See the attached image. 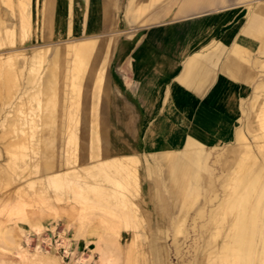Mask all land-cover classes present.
I'll return each instance as SVG.
<instances>
[{"label":"bare ground","instance_id":"1","mask_svg":"<svg viewBox=\"0 0 264 264\" xmlns=\"http://www.w3.org/2000/svg\"><path fill=\"white\" fill-rule=\"evenodd\" d=\"M84 1H85V5L83 3L80 10H78V8L74 6L75 0H69L68 4L66 0H47L45 6L43 3L41 6V3L37 1L36 15L40 21L41 9H43L44 7L45 12L47 13L45 14L48 15L47 27H53L56 10L58 11L62 10V15H64V17H62L63 20H61V22L63 23V25L65 24L64 27H67L66 33L64 34L62 33L61 39L53 41L52 45L44 44L47 43V41H43V42H38L39 44L38 46L35 47L31 46L27 50H19L20 48L17 50V47H15L16 49H13V51L9 50L10 52L8 51L7 54L3 52L5 55L3 57L2 55L0 56V91L4 93V96L6 97L7 100L6 103L8 104L10 102L8 100H10L14 95V92L12 91L14 90V87L16 88V86L13 87V85H15L14 84L15 79L19 76V74L22 75V73L25 71L24 75L26 76V80L23 78L24 79L23 88L25 89H22L23 90L22 93L24 94L25 91L26 92L28 91L30 84L32 83L35 84L36 88L34 93H31L32 94L31 97L38 99V104H39L38 106L40 107V102H41L40 94H45L53 90L57 82H60L59 84L62 85L63 77L65 76L74 79V75L76 74V71H78V68L81 67L82 65L85 66L91 61L90 69L88 72L89 73L88 79L90 80L91 78L96 77L98 81L104 82L103 85L104 87L101 91L102 93L100 94L97 93L96 95H94V97H96L94 102H92L93 101L92 96H87V98L84 100L83 94L81 92V85L78 84L75 86L77 91L68 93L66 97L63 96L62 102L58 100L55 101V104L58 103L62 108V110L64 111V116H63L64 120L61 129H58V131L55 132L54 134L50 133L49 130H46V127L48 125H51L53 120V115L51 114L50 111L44 114L42 113L41 120L37 122L33 120H29L28 118H24V117H22L21 119L19 114L24 112L22 108V106L24 105L23 104L21 105L18 102L21 106L19 105L18 108L16 107L17 112L16 114H14L16 116H13L11 119L8 118L9 120H7L6 123H4L3 120L1 121V123L3 122V124H5V128L3 129V131H1L2 133H0V140L3 139L1 141H3L2 143H4L5 154L7 155L8 158L6 163H0V180H1L0 183L9 184L13 182L16 179V176L20 174L25 176L28 173L39 172L41 174L40 177L38 178L40 182L39 185H41L42 188L30 194L32 195L31 200L33 199L36 200V198H38L43 201H48L50 196L47 195V186L54 185L57 188L59 187L63 189L67 193L68 192L73 193L76 200L79 197L83 199H88V198L90 199L92 197L93 199L103 200L105 202L114 200V202L112 203L119 208V210L121 211V216L128 221V218H130L133 215L135 216L139 214L141 211V208L139 207L140 206L139 203L133 197V195L135 194L138 195V193H132L131 195L127 194V192H131V186L135 188L136 191L138 192V189L142 185L141 184L142 173H140V168H139L141 159H140V155H138L135 152L142 148L143 149L157 148V143H154V137L156 134L157 125L160 126L158 129L163 133L165 131L166 132L172 131V129L168 128L171 127L170 125H172L171 118H173V116L176 117V115H178L177 110L179 108L181 110L182 108L184 109L185 107L183 105L189 104L190 102V99L186 97V94L184 92L181 93L182 91L180 92L179 89L188 87L196 90H202L205 86L211 83V80L214 78L215 71L218 70L221 72L220 74L221 77L217 81V84L213 89L214 92L212 94L213 98L216 99L218 98V95H220V92L221 93L224 92V90L227 87L233 89V87L236 86L235 84L236 81H231V83L229 84L230 86H228L226 81L227 77L224 75V73H231L230 75L231 78H233L232 76H235L237 79H239L245 67L244 64L241 65L238 63L235 64V68L234 65L231 64L226 65V64L218 63L217 58L223 48L222 45L219 43L212 46L209 51H207L206 49V52L204 51V49H201L202 44L193 46L192 48L195 39L194 38L195 34L197 33L203 34L205 31L208 32L209 31L208 28L210 27L209 25L210 22L212 21V18L209 21V23L208 21H206L207 17H205L198 26L197 25L192 26V24H189L182 26L183 28L170 30V29H165L166 27L164 26L181 27V26H176L178 22V17H169V16H176L177 14H173L172 11H167L166 14L165 13L163 14L162 8L158 13L159 9L157 10V8H154L157 6L158 0H103L102 4L103 6H105V9L103 11L100 9L99 0H84ZM146 1H149V3L143 4L146 3ZM252 1L256 4L257 7L256 9L259 10L257 12H253L252 10L253 8L249 7L250 12L248 13V15H246L247 16L246 18L248 20V26L246 27L248 31L253 30L256 27H260V25L264 27V0H252ZM226 2L227 0H184V3L180 5L179 11L183 12L184 10L201 9L206 7L221 9L223 7H226ZM169 3H171L172 5L173 0H169ZM113 6H115V16H113L114 14H112ZM152 6H154L153 7L154 12L150 11L149 14H147L146 13L147 8ZM17 7L23 25L22 27L24 29L25 19H27V17L30 16V13L29 15H27L24 7L20 3H18ZM173 7L174 5L171 6V8ZM15 10L16 8L13 7L11 8L10 13L5 14L6 12L5 13L2 12V14H0V25L2 26V33H3L2 36H0V44H4L3 41L6 38L10 43H14L16 40L15 28L12 27L11 23L6 22L7 20L12 19L10 14L11 15L16 14L17 11L15 12ZM122 12L125 15L124 17L127 19V22L131 25L133 29L130 30V34L133 35L131 40H126V39L121 40L120 38L121 34L127 32V31L122 32L124 31V29L121 28L116 30L103 31L104 28L110 29V27H112L113 25L114 26L118 25L121 27ZM208 13L204 12L201 13V15H206ZM191 14L194 13H188L185 17H189L191 16ZM162 15L166 17L164 18V20H161L158 23L160 24L159 26H161L162 28L149 32L145 37H144V33L143 34L134 33V31L137 29L136 27L140 26L144 22L150 24L151 21L159 20L160 18H162ZM193 27H199L198 30H200V32L192 31ZM101 29L102 31H100ZM164 29L165 31L168 30L171 31L170 32L171 36H169V34H166V36H164L163 34ZM51 34H52L51 31H49V34L45 37H49L51 36ZM209 34L206 36L207 37L206 39L210 38ZM235 34L236 33L234 32L233 33L229 32V34L225 37L226 41H230ZM155 37L158 39L165 40L166 44H169L168 40L175 41L173 48L176 47L180 48L178 54H180V56H182L183 57L182 59L184 60L183 64L181 65V73L176 78L177 80H175V82L171 86V89L169 90L166 89L167 93H169L168 95H166V97H164L165 99L164 102L166 101L164 105L166 112L162 115L161 119L158 121V124L157 122L152 123L151 125H148L147 128L144 125L145 114L142 113L141 114L142 117L139 122L140 125L138 124L139 126L136 128L137 125L136 122L138 120L136 103L130 101L129 100L130 98L128 99L124 97L126 100L119 99L117 104L118 112H119L118 116H119V120L121 119L123 121L121 126L125 129L124 135L127 132L133 137L130 138L128 135L121 137L118 134H112V136H110L108 135V133L106 134V130L105 128H103L105 124L102 126L103 129L101 128L99 129L98 127L99 125L98 119L102 111L104 112L107 108H109L111 111L113 108V105H111L112 100L110 99V97L113 94L109 90V85H108L109 82L107 83V73H108L109 63H112L115 57L117 56H119L123 61H125V63L126 62L130 63V55H132L135 52L134 50H136L138 44L142 40L146 41L149 39H154ZM225 38L223 39L225 40ZM241 46L244 53H242L241 51L240 54L243 55L245 54L246 56L245 60L250 61V56H251L250 50L245 48L243 44ZM49 50L51 51L50 52L51 58H48L46 60V54L48 53ZM18 56H22L21 57L22 59L18 60ZM46 61L48 64L47 67L46 65H44ZM252 61L254 62V60ZM56 63L59 64L60 71H57V68L54 67ZM226 67L228 71H226L225 69ZM82 70L84 71L85 67H83ZM16 80L18 81V79ZM71 84H74V82L71 81ZM261 84L263 83L261 82ZM17 85L19 84L17 83ZM35 86L33 85V87ZM86 92H88L87 89ZM170 92H172L171 95ZM22 93L20 92V94ZM17 96H18V91H17ZM174 96H176V98L178 99L175 100ZM223 99H222V103H224L223 101H225ZM53 102L54 101L52 100V98H49L46 100L45 104L47 106H51L53 105ZM91 102L93 109H95L93 114L94 117L92 121L96 124L93 125L92 123L93 125L92 131L90 130L88 134L89 136L88 150L79 153L77 147L78 128H79L78 123L80 121L79 112L83 105H88L89 103L91 104ZM24 103L26 102L24 101ZM201 109L202 110H200L197 113L199 124L205 125L208 124L210 121L215 120L213 113L206 112L203 108ZM140 110L144 111L142 108H140ZM105 119L106 117H103V119H101L100 117V123L105 122ZM129 122L130 123L133 122L131 124H136V125L135 126L131 125L132 127H129L127 126L128 125L127 123ZM108 125H110V123ZM136 131L137 134L135 135L134 132ZM194 131L197 138H192L191 140L189 139L184 149L181 150L179 149L178 151H171L170 153H166V156L161 158L167 161L169 166L171 165V169H170L171 178H175V177L177 178L180 175L184 177L185 176L189 177V175L192 173V169L194 168L195 165L194 162L196 160L200 161L203 159L204 160L207 159L206 155L208 151H205L204 149L209 148V144L202 141V138H205L206 132L203 128L195 127V126H194ZM12 133L13 135L9 139L10 134ZM62 137H64L63 149L61 152H57V154L58 155L60 154L62 157V159L60 156L58 157V159L60 158L62 160V163H60L58 169L57 162L59 160L56 161V157H55L56 154L54 156V151L52 152V147L50 145V142L54 138L60 139ZM134 137L135 138L137 137V139H135ZM261 137L262 136H260L259 138ZM142 138L144 141H146L145 144L141 142ZM108 139L110 141L107 143ZM257 139H255L256 142ZM72 142H74V146L71 145ZM235 142H236L235 146L232 145L227 146L230 147V153L228 157L224 158L225 161L223 160L221 167L222 169L230 168L233 165V163L237 161L238 166L240 168L242 167L241 169H243V171L239 175H238L239 172L237 170L236 172L234 171L235 174L233 172V178L230 179L231 180L230 183L232 184L231 187H233L232 194L229 193L228 195H226L219 205L222 207V209L230 208V210H233V207H238V212L236 213V215H233L232 217L234 219V220L232 219L233 220L232 224L234 228L236 227L237 232H235L233 235L227 233V235L224 236L223 241L221 240L220 241L221 243L218 244L217 247H215L214 251H216L217 254H219L220 256L221 254L224 255V253L227 251L228 252L235 251L236 253L238 252L239 254L242 253L244 256L245 251L243 253L241 252V250H246L247 252H250L251 255L256 256L260 264H264V152H262L263 158H260L256 155V153L254 152L255 146H253L252 144L253 141L251 142L249 140L246 131L243 130V128H240L239 126L234 134L233 144H235ZM218 144H220L221 147H224L223 145L225 146L227 145L225 143L224 144L216 143L214 146H217ZM198 147H200V149H198ZM258 148L259 149L263 148L264 150V144H259ZM41 152L43 155L42 156L43 159L40 160V156L38 155ZM221 153L219 152V154ZM152 154L157 155L158 152L155 151L152 152ZM84 155H87V159L89 160L88 161L89 163L83 166V169H85V172L88 173L89 176H86L84 173L80 172L79 169L73 166L77 162L81 161V159L83 160L85 157ZM258 155L260 156V153H258ZM29 156L31 159L33 158V162L28 160ZM244 158H247L248 161L246 162L249 163L243 166ZM219 160L222 161L220 158ZM197 163L198 165H200L199 162ZM81 166L82 164L79 167L81 168ZM232 169L234 168L232 167ZM109 171H114L115 173H119L121 175L120 179H115L114 177H112V174H110ZM147 173L145 175H148ZM151 175H152V171H151ZM104 181H109L111 185L105 186ZM34 182L35 180H31L29 182V185L32 187L34 185ZM156 182H158V185L159 184L166 185L160 179ZM154 185H156V183ZM118 187L120 188L118 189ZM167 187L169 188L168 184ZM252 190L256 195H254L255 197L253 198V202L250 205L248 203V201H250L249 191ZM255 191L257 193H255ZM16 192H17L18 201L25 200L24 199L25 195L21 187L18 190H16ZM89 193H92V196L89 195ZM155 197L158 202V207L161 210L159 211V213L156 212L155 213L156 215L152 217L154 218L153 220L156 223V225L158 227H162L167 223V218L165 213L168 212L170 213L171 205L170 206L168 205V198H166L167 196L164 193H162L160 190L157 192V194H155ZM3 198L5 200L6 197L3 196ZM79 200L81 201V199ZM166 205H167L166 210L168 209V212L164 211ZM83 207L85 206L83 205ZM44 227L45 226L43 224H40L39 222H34L31 224V230L35 231L36 234L42 232ZM29 233L30 232L26 233L28 239H30L28 236ZM85 240H86L85 245L87 248H89V254L88 256H86L84 253L83 255H81L79 259H77L76 261L74 260L75 261L74 264H89V263L90 264L92 263L121 264L120 257L115 253L114 249H112L105 241H101L91 236L86 238ZM7 243H9V241ZM58 245L61 246V244ZM68 246L66 245V247L68 248L66 251H69ZM17 248L19 249L17 253L20 255V257L22 258L28 257L29 264H62L61 262L57 261V257L59 256H56V252L54 250L44 251L41 250L39 247L37 248L35 247L36 250L32 252L33 253L32 257H29L28 249L22 246L20 242L17 243ZM64 253L66 254V252ZM243 256H241V258H243ZM232 258L234 259L236 258V256ZM8 259L9 258H6V260ZM249 259L250 261H252V256ZM226 260L228 261V259ZM246 261L248 262V260ZM154 264H171L170 261L168 260V256L166 254V250L164 249V247L160 249L159 256L155 258Z\"/></svg>","mask_w":264,"mask_h":264},{"label":"rangeland","instance_id":"2","mask_svg":"<svg viewBox=\"0 0 264 264\" xmlns=\"http://www.w3.org/2000/svg\"><path fill=\"white\" fill-rule=\"evenodd\" d=\"M37 1L41 3V6L42 3L44 4V6L47 3V0H22V2L21 0L19 1L0 0V14H2V12L3 13L6 12L5 14L10 13L11 8L13 7L16 8L15 12L17 11L15 15L10 14L12 19L9 18L10 20L6 21L11 23L12 27L15 28L16 40L14 43H10L6 38L3 41L4 44H0V56L2 55L3 57L5 54L8 53L9 50L13 51V49H16L15 47H17V50L19 48H20L19 50H27L31 46L32 47L38 46L39 45L38 42L47 41V43L44 44L52 45L53 41L61 39L62 33L63 34L66 33L67 27H64L65 24L63 25V23L61 22V20H63L62 17H64V15H62V10L60 11L56 10L53 27H47L48 15H46L47 13L45 12L44 7L43 9H41V14H40L43 23L41 22V19L39 21L36 15ZM68 1L69 0H66L67 4ZM158 1L161 2L162 0H158ZM18 3L22 4L27 15H29L30 13V16H28L27 19H25L24 29L22 27L23 25H22L20 13L17 7ZM147 3H149V1H146V3L143 4H147ZM74 6H76L78 10H80V8L82 7L81 0H77V1L75 0ZM253 6L254 3L247 5V8L248 7L253 8ZM153 7L154 6L148 7L149 9L147 8L146 13L150 12ZM121 15H122L121 27L113 26L110 27V29L104 28L103 31L116 30L121 28L124 29V31L122 32L127 31L121 34L120 37L121 40L122 39L131 40L133 35L130 34V30L133 29L131 25L127 22V19L124 17L125 15L123 12L121 13ZM199 19L200 17H197L195 19H188V20H178L177 23L184 24ZM143 24L144 25L138 24L140 25L138 26L139 29L138 27H136L137 29L135 28L136 30L134 31V33L143 34L153 26L146 24V22H144ZM178 28H183V27H178ZM49 31H51L52 33L51 36L45 37L49 34ZM100 31H102V29ZM259 31L261 35V40L258 47L256 48L245 47L249 49L251 52L250 60L251 61L254 60L252 66V69L254 70V76L252 77V79H250L244 74H241L239 78L240 81L242 82L245 81V83H248L250 87L248 86L246 88V93L241 100V113H240L241 115L239 117L240 125L238 123V126L240 128H243V130L246 131L249 140L251 142L253 141L252 144L253 146H255L254 152L256 153V155L260 158H263L262 152H264V150L263 148L259 149L258 146L259 144H264L263 141L264 126H262L264 125V81H263L264 80V27H260ZM170 32L171 31L169 30L168 31L164 30L163 34L164 36H166V34H169V36H171ZM208 33L210 32L205 31L203 35L206 37ZM2 34H3L2 26L0 25V36H2ZM252 34L253 32L249 33V35L251 36ZM218 36L219 33L214 32V34L211 36L212 39L209 41L210 43H208V45L206 46L207 48L206 47L205 48L208 49L211 46L216 45L219 40ZM38 37H40L41 39ZM154 39L151 40L153 41ZM241 51H243V49H241ZM50 52L51 51L49 50L48 53L46 54V60L48 58H51ZM229 54H231V50ZM21 57L22 56H18V60L22 59ZM229 60L227 55H225L224 61L226 62ZM90 63L91 61L85 66L84 65L81 66L82 68L85 67L84 71L82 70L81 67H79L78 71H76V74L74 75V79L65 76L63 77L62 85L59 84L60 82L56 81L57 83L55 84L53 90L45 94H40L41 96L40 107L38 106L39 105L38 99L31 97L32 96L31 93H34L36 88L35 84L32 83L35 87H33V85L30 84L28 91L26 92L24 90L25 93L23 94L22 89H25L23 88L24 87L23 81L24 79L26 80V76L24 75L25 71L22 73V75L19 74V76L16 78L18 79L19 82L15 79V83H14L15 85H13V87L16 86L17 89L15 87L13 91H12L13 88L11 89V91L14 92V95L10 100H8L10 101L8 104L6 103L7 100L6 97L4 96V93L0 91V96H1L0 105H2L0 106V113L2 110L1 115L4 114L2 116L0 115V133H2L1 131H3V129L5 128V124H3V122L6 123L7 120L11 119L13 116H16L14 114H16L17 112L16 110L20 104L24 105L22 106L24 112L19 114L21 119L22 117H24V118H28L29 120H33L37 122L41 120L42 113L44 114L50 111L51 114L53 115V120L51 125H48L46 127V130H49L50 133L54 134L55 132L58 131V129H61L64 120L63 119L64 111L62 110V108L58 103L55 104V101L58 100L62 102L63 96L66 97L68 93L77 91L75 86L78 84L81 85V92L83 94L84 100L87 98V96H92V100H93L92 102H94L96 98L94 97V95H96L97 93L98 94L102 93L101 91L104 87L103 86L104 82L98 81L96 77L91 78L90 80L88 79ZM127 64L128 63L127 62L125 63V61H123L119 56L115 57L112 63H109L108 66L109 68L107 73V83L109 82L108 83L109 90L113 94L110 97V99L112 100L111 105H113V108L111 111L109 108L106 109L107 111L106 110L104 112L102 111L98 119L99 122L98 127L99 129L105 128L106 134L108 133V135L110 136H112V134H118L121 137L128 135L130 138H132L133 136L128 134L127 132L124 135L125 129L121 126L123 121L121 119L119 120V116H118L119 112H118L117 104L119 99L124 100L125 98L128 99L130 98L129 100L133 101L137 105V112H138L137 115L139 121L137 120L138 122V123L136 122L137 125L131 124L133 122L127 123L128 124L127 126L129 127H132L131 125L133 126L136 125L137 128L140 125L139 122L141 120L142 113L145 114L144 125L146 126V128L148 125H151L152 123L157 122L158 124V121L161 119L162 115L166 112V109L164 106L159 108V106L157 105H152V109L150 111L140 110L141 108L140 102H138L134 96H131L130 90L127 87V85H130L132 83V80L127 78V72H128ZM44 65H46L47 67L48 65L47 61L45 62ZM54 67L57 68V71H60V66L58 63H56ZM228 74L231 75V73ZM232 77L234 80H237L235 76ZM71 81H73L74 84H71ZM261 82L263 84H261ZM17 83L19 85H17ZM86 89L88 90V92H86ZM17 91L19 97L17 96ZM20 92L23 95L20 94ZM49 98H52V100L54 101L53 105L51 106H47L45 104L46 100ZM174 98L175 100L178 99L176 98V96H174ZM23 100L27 104L24 103ZM92 102L91 104L89 103L88 105H83L79 112L80 121L78 123L79 128H78V139H77V147L79 153L88 150V144H89L88 134L90 130L92 131L93 125L96 124L92 121L94 117L93 114L95 111V109H93L92 107ZM100 117L101 119H103V117H106L105 122L100 123ZM2 120L3 122L1 123ZM109 123L110 125H108ZM103 125L104 127L102 128ZM158 127L159 126L157 125V130L154 137L155 143L158 142V139H160L161 136L160 130L158 132ZM134 134L136 135L137 131L134 132ZM12 135L13 133L10 134V137L8 136L9 139L12 137ZM259 135L262 136L263 138L262 137L259 138L260 137ZM252 138L254 140L258 138L257 142L256 140L254 142ZM135 139H137V137ZM1 140H0L1 142L0 144L3 147L0 145V163H6L8 157L5 154L4 143H2L3 141ZM109 141L110 140L108 139L107 143ZM63 142H64V137L60 139L54 138L50 142V145L52 147V152L54 151V156L56 154L55 156L56 161L59 160L57 162L58 169L60 163H62L61 160L62 157L60 154L58 155L57 152L62 151L64 144ZM233 142L234 139L231 140L229 143H225L227 145L226 146L223 145L224 147H221L220 144H218L217 146H214L215 144H209V148L204 149L205 151H208L206 155L207 159L205 160L203 159L200 161L196 160L194 162L195 165L194 168L192 169V173L189 175V177L187 176L184 177L180 175L177 178L176 177L171 178L170 176L171 165L169 166L167 161L161 159L164 156H166V153H170L171 151H178L179 149L180 150L184 149L188 142L178 146H173L171 144L157 143L156 149L142 148L140 150H137L135 153L140 155V159H141L139 168H140V173H142L141 174L142 185L138 189V192L136 191L135 188L131 186V192H127V194L131 195L132 193H138V195L135 194L133 195V197L139 203L140 205L139 207L141 208V211L139 214L135 216L133 215L130 218H128V221L121 216V211L119 210V208L112 203L114 202V200L105 202L103 200L93 199L92 197L90 199L89 198L83 199L81 197L79 198L77 197L78 199L76 200L73 193L71 192L67 193L66 191H64L59 187L58 190V188L54 185L47 186V195L50 196L48 201H43L38 198H36V200L35 199L31 200L32 195L30 194L42 188L41 185H39L40 182L38 178L41 175L39 172L28 173L25 176L20 174L16 176V179L9 184L0 183V245H1L0 264H4V263L29 264L28 257L22 258L17 253V251L19 250L17 248V243L19 242L22 246L28 249L29 257H32L33 255L32 252H34L36 248L39 247L41 250L44 251L54 250L56 252V256H59L57 257V261L61 262L62 264H71V263L74 264L75 261L79 259L81 255H83L84 253L86 256H88L89 248H87L85 245L86 242L85 239L90 236L97 238L101 241H105L112 249H114L115 253L121 259V264H154L155 258L159 256V251L163 247L166 250L168 260L170 261L171 264H217V263L218 264L219 263L220 264H238V263L260 264L258 262V258L256 256L251 255V253L247 252L246 250H241V252L243 253L245 251L246 254L244 253V256L242 253L239 254L238 252L236 253L235 251H231L232 253L227 251L224 253V255L220 253L221 254L220 256L219 254H217L216 251H214L215 247H217L218 244L221 243L220 242L221 240L223 241L224 236L227 235V233L233 235L235 232H237L236 227L235 228L233 227L232 221L234 219L232 217L233 215H236V213L238 212V207H233V210H230V208L222 209V207L219 205L226 195H228L229 193L232 194L233 187H231L232 184L230 183L231 181L230 179L233 178V172L234 171L236 172L237 170L239 172V173L237 172L239 175L243 171V169H241L242 167L240 168L238 166L237 161L233 163V165L230 168L222 169L221 167L223 160L225 161L224 158L228 157L230 153V147L227 146L236 145V142L235 144H233ZM71 145L74 146V142H72ZM198 149H200V147H198ZM155 151L158 152L157 155L152 154V152ZM219 152L222 153L219 154ZM258 153H260V156L258 155ZM38 156H40V160L43 159L42 152ZM59 156L61 157V159L60 158L58 159ZM84 156L85 157L83 160L81 159V161L72 165L75 168L79 169L80 172L84 173L86 176H89V174L85 172V169H83V166L89 163L88 162L89 160L87 159V155ZM28 158L29 161L33 162V158L31 159L30 156ZM219 158L222 161H220ZM246 161H248V159L244 158L243 166L249 163V162L247 163ZM197 162H199L200 165H198ZM79 164L80 165L82 164L81 168L79 167L80 166ZM158 165L160 166V168ZM148 167L152 171V175ZM232 167L234 169H232ZM144 171L145 172L147 171L148 173L147 172L146 173L148 175H145L146 173ZM109 172L110 174H112V177H114L115 179H120L121 175L119 173H115L114 171H109ZM157 179L158 180L160 179L166 185L163 184L158 185V182H156L158 181ZM31 180H35L34 185L32 187L29 185V182ZM155 183L156 185H154ZM167 184L169 185V188L167 187ZM104 185L108 186L111 185V183L109 181H104ZM170 185L173 188H171ZM18 187L19 188L21 187L23 189V193L25 195L24 196L25 200L23 201H18L17 192H16V190L19 189ZM119 188L120 187H118V189ZM159 190L167 196L166 198H168V205L169 206L171 205L170 208L172 209V210L170 209V213H169L168 209L166 210L167 205L165 206L164 211L168 212L169 214L165 213L167 218V223L162 227H158L153 220L154 218L152 217L156 215L155 214L156 212L159 213V211L161 210L158 207V202L155 197V194H157ZM255 193L257 192L255 191ZM89 195L92 196V193H89ZM254 195L256 194H254L253 190L249 191L250 201H248V203L250 205L253 202V198L255 197ZM3 196L6 197L5 200ZM79 199H81L82 202ZM83 205L85 207H83ZM34 222H39L40 224H43L45 226L42 232L36 234L35 231L31 230V224ZM23 228L26 232L23 230ZM28 232H30L28 234L30 239H28L26 236V233ZM13 237L15 241L13 240ZM8 241L9 243H7ZM58 244H61V246ZM66 245L69 247V251H66L68 249ZM211 251L212 253L213 252L214 253L212 254ZM64 252H66V254ZM250 255L252 256V261H250L249 259L251 257ZM234 256H236V258H239L240 260L236 258L233 259L232 257ZM241 256H243V258H241ZM6 258L9 259L6 260ZM226 259H228V261ZM246 260H248V262ZM244 261L247 263H245Z\"/></svg>","mask_w":264,"mask_h":264},{"label":"crops","instance_id":"3","mask_svg":"<svg viewBox=\"0 0 264 264\" xmlns=\"http://www.w3.org/2000/svg\"><path fill=\"white\" fill-rule=\"evenodd\" d=\"M99 1L100 9L103 11L105 9V6L102 4L103 0ZM249 1L253 2L252 0H227L226 7L221 9L206 7L201 9L184 10L183 12H180V5L184 3V0H173L172 5L169 3V0H162L161 2L157 1L158 4L154 8H157V10L159 9L158 13L162 8L163 14H166L167 11H172L173 14L177 15L169 17H178V20H188L200 17L199 20H193L189 23H177L176 26L181 27L189 24H192V26H198L205 17H207L206 21L209 23L212 18V21L209 25L210 27L208 28L210 33L212 32L211 34L208 33L210 38L206 39L207 37L201 33L195 34L192 48L193 46L202 44L201 49H204L206 52V46L212 39L211 36L214 34V32L219 33V40L217 43L221 44L223 48L217 58L218 63L226 65L231 64L234 65V68L236 63L241 65L244 64L245 68L242 74L252 79L254 76V70L252 69L253 61L245 60V54H240L242 49L241 45L243 44L248 48L258 47L261 40L259 30L260 27L263 26L260 25V27H256L255 29L248 31L246 27L248 26L246 15H248L250 12L249 7L247 8V4L249 5L251 3ZM81 3H84L85 5L84 0H81ZM173 5L174 7L171 8ZM256 8V4L254 3L252 9L253 12H257L259 10ZM112 11V14H114L113 16H115V6L112 7ZM151 11L154 12V9L152 8ZM204 12L209 13L206 15H201V13ZM188 13L194 14H191L189 17H185ZM147 14H149V12ZM164 18L166 17L162 15V18L159 20L151 21L150 24L146 23L153 26L144 33V37L149 32L162 28L158 23L159 21L164 20ZM115 27H118V25ZM164 27H166L165 29L170 30L179 29L178 27ZM198 29L199 27H193L192 31L200 32ZM229 32H234L236 34L230 41H226L225 37L229 34ZM250 32H253L252 36L249 35ZM223 38H225V40ZM168 42L169 44H166L165 40L158 38L157 40L154 39L153 41L151 39L146 41L142 40L138 44L136 50H134L135 52L130 55V63L127 64L129 67H127V78L131 79L132 83L127 85V87L130 90L131 96H134L135 99L140 102V106L143 110L150 111L152 109V105H157L159 108L163 107L166 102H164V97L168 95L167 90L171 89V86L181 73V65L183 64L184 60L182 59L183 57L178 54L180 48H173L174 45L172 44H174L175 41L168 40ZM211 47L208 48L207 51H209ZM235 49L236 51H234ZM230 50L231 54H229ZM242 53L244 52L242 51ZM225 55H227L228 60L230 59L229 61H224ZM225 69L227 70V67ZM220 74V71H215L214 78L211 80V83L205 86L202 90H196L188 87L179 89L180 92L182 91L181 93L184 92L186 94V97L190 99V102L189 104L183 105L185 107L184 109L182 108L181 110L179 108L177 110L178 115L171 118L172 125H170L171 127H168L169 129H172V131H165L164 134L160 131L161 134H159L161 136L156 143L171 144L173 146L187 143L189 139L191 140L192 138H197L195 135L194 126L203 128L205 130V138H202V141L208 144H224L229 143L234 139V134L238 128L239 117L241 115V100L246 93V88L250 85L245 83V81H240V79L234 80L228 73H224V75L227 77L226 81L228 86H230L229 84L231 81H236V86L233 87V89L227 87L224 92H220L218 98L215 99L213 98L212 94L217 81L221 77ZM171 93L172 92H170V95ZM222 99L225 100L223 101L224 103H222ZM201 108H203L206 112L213 113L215 120L210 121L205 125L199 124L197 113L202 110ZM141 142L143 144L146 143L143 138L141 139Z\"/></svg>","mask_w":264,"mask_h":264}]
</instances>
